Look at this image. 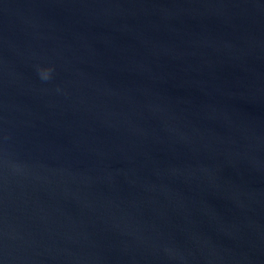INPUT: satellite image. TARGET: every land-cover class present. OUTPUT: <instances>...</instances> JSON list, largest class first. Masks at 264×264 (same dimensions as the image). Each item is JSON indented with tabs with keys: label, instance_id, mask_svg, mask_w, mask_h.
Masks as SVG:
<instances>
[{
	"label": "water",
	"instance_id": "water-1",
	"mask_svg": "<svg viewBox=\"0 0 264 264\" xmlns=\"http://www.w3.org/2000/svg\"><path fill=\"white\" fill-rule=\"evenodd\" d=\"M0 264H264V0H0Z\"/></svg>",
	"mask_w": 264,
	"mask_h": 264
},
{
	"label": "clouds",
	"instance_id": "clouds-1",
	"mask_svg": "<svg viewBox=\"0 0 264 264\" xmlns=\"http://www.w3.org/2000/svg\"><path fill=\"white\" fill-rule=\"evenodd\" d=\"M52 69L50 68H43V69H38V73L43 80H48L50 78V73Z\"/></svg>",
	"mask_w": 264,
	"mask_h": 264
}]
</instances>
